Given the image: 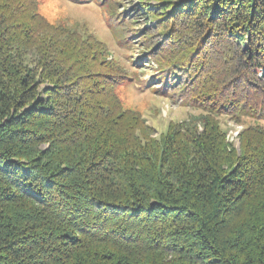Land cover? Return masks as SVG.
<instances>
[{"label": "trees", "instance_id": "16d2710c", "mask_svg": "<svg viewBox=\"0 0 264 264\" xmlns=\"http://www.w3.org/2000/svg\"><path fill=\"white\" fill-rule=\"evenodd\" d=\"M99 1L200 113L155 135L103 42L0 0V264H264V0Z\"/></svg>", "mask_w": 264, "mask_h": 264}, {"label": "rangeland", "instance_id": "374dc122", "mask_svg": "<svg viewBox=\"0 0 264 264\" xmlns=\"http://www.w3.org/2000/svg\"><path fill=\"white\" fill-rule=\"evenodd\" d=\"M111 1L116 4L117 10H121L122 5L126 4L125 15L132 12L131 4H136L135 0ZM38 11L52 23L65 24L81 33L88 32L105 44L109 54L127 70L130 77L128 82L117 89L123 108L141 114L146 123L153 128L155 135L166 132L170 124L182 121L190 114L200 113V110L184 106L179 100L174 101L163 93V87L158 84L160 80L153 79L152 64L132 62L142 57L140 46L136 44L127 46L119 33L113 31L111 27L113 19L99 0H38ZM129 23L135 28H144L139 22ZM133 38L136 40V37ZM151 88H156L161 93ZM216 121L226 132L227 140L233 142L237 149L239 131L243 126L253 124L251 119H245L242 124H237L224 115Z\"/></svg>", "mask_w": 264, "mask_h": 264}]
</instances>
